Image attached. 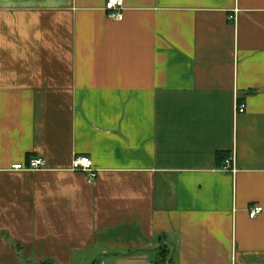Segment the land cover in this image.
<instances>
[{
    "label": "crops",
    "instance_id": "1",
    "mask_svg": "<svg viewBox=\"0 0 264 264\" xmlns=\"http://www.w3.org/2000/svg\"><path fill=\"white\" fill-rule=\"evenodd\" d=\"M105 2L0 0V264H264V0Z\"/></svg>",
    "mask_w": 264,
    "mask_h": 264
},
{
    "label": "built area",
    "instance_id": "2",
    "mask_svg": "<svg viewBox=\"0 0 264 264\" xmlns=\"http://www.w3.org/2000/svg\"><path fill=\"white\" fill-rule=\"evenodd\" d=\"M106 17L110 20L121 21L123 19L124 0H106L103 8ZM245 112V106L236 102L235 114ZM234 156H230L220 167V172L234 174L235 168L233 165ZM45 168V161L41 158L30 159L26 165H14L11 167L15 171H40ZM71 170L75 172L86 173L88 181L92 182L96 178V171L93 169L92 161L85 156H77L72 160ZM262 213L260 206H251L247 209V214L250 219L257 218Z\"/></svg>",
    "mask_w": 264,
    "mask_h": 264
},
{
    "label": "trees",
    "instance_id": "3",
    "mask_svg": "<svg viewBox=\"0 0 264 264\" xmlns=\"http://www.w3.org/2000/svg\"><path fill=\"white\" fill-rule=\"evenodd\" d=\"M229 157L230 156L228 154L223 153V152H218L216 154V159H217V162L219 163L220 167L225 162V160H227ZM167 256H168L167 252H161L160 257H159L160 259L158 260L157 264H165ZM39 264H55V263L51 260H46V261H43Z\"/></svg>",
    "mask_w": 264,
    "mask_h": 264
}]
</instances>
